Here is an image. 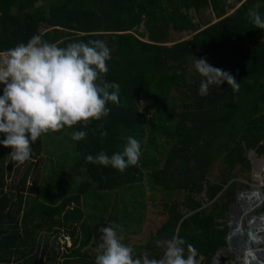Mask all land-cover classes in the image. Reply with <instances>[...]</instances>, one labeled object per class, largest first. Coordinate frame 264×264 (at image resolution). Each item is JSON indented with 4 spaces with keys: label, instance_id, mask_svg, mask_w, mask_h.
Masks as SVG:
<instances>
[{
    "label": "trees",
    "instance_id": "1",
    "mask_svg": "<svg viewBox=\"0 0 264 264\" xmlns=\"http://www.w3.org/2000/svg\"><path fill=\"white\" fill-rule=\"evenodd\" d=\"M208 7L217 21L196 22L191 10ZM250 9L264 17V0H0V51L33 35L59 47L101 40L112 57L103 78L120 86L119 105L109 103L107 117L64 128L66 135L43 134L27 166L18 167L11 149L0 146V264H65L67 257L94 264L100 228L120 225L121 203L110 195L143 179L159 193L153 206L165 219L133 257L161 259L165 246L156 241L178 236L186 257L212 263L226 245L235 200L230 181L249 170L248 149L264 153V30L255 28ZM171 32L195 34L168 45ZM196 57L231 72L239 90L225 83L200 96ZM79 130L87 136L75 141ZM129 136L141 143V155L123 173L85 160L122 151ZM45 138L72 143L73 156L64 157L72 166L43 175L41 154L53 153ZM204 186L205 203L195 197ZM66 237L73 239L69 248ZM90 243L95 250L83 251Z\"/></svg>",
    "mask_w": 264,
    "mask_h": 264
},
{
    "label": "clouds",
    "instance_id": "2",
    "mask_svg": "<svg viewBox=\"0 0 264 264\" xmlns=\"http://www.w3.org/2000/svg\"><path fill=\"white\" fill-rule=\"evenodd\" d=\"M248 16L255 28L264 30V17L258 11L250 9ZM111 59L110 49L101 40L72 42L59 47L40 35L0 51V146L11 149L7 155L13 162L28 161L31 145L43 134L77 124L86 128L91 121L108 116L109 103L119 105L120 86L103 78L108 72L106 62ZM194 68L202 77L198 88L200 96H207L212 85L227 83L234 92L239 90V83L231 72L211 65L205 58L196 57ZM100 135L107 133L102 131ZM86 136L85 131L79 130L73 131L71 138L80 141ZM140 155L141 143L129 136L122 151L111 156L101 151L95 156L87 155L85 160L123 173L138 163ZM262 211L264 209L260 208L258 214L252 215L258 216ZM118 228L115 224L100 228L101 242L94 264H196L191 254L184 255L185 241L178 236L156 241L157 246L162 243L165 246L161 259H150L146 253L134 258L132 248L122 243L124 237L118 234ZM188 248L191 253V246ZM262 256L255 262L253 256L242 254L238 264H246V259L251 264H262Z\"/></svg>",
    "mask_w": 264,
    "mask_h": 264
},
{
    "label": "rangeland",
    "instance_id": "3",
    "mask_svg": "<svg viewBox=\"0 0 264 264\" xmlns=\"http://www.w3.org/2000/svg\"><path fill=\"white\" fill-rule=\"evenodd\" d=\"M228 1L234 3V0H228ZM237 6H239V4H236L235 7L232 9L228 8V12L229 13L234 12ZM191 14L195 16L194 20L196 22L200 19L203 24H208V23L211 24L217 21L210 7L200 10L199 13L195 12L194 9H192ZM139 30L140 31L143 30L142 24L139 27ZM194 34L195 32H188V33L171 32L170 38H169L170 42L168 43V45H171L176 41L190 39ZM144 39L146 40L147 37ZM191 60H194V58L192 57ZM61 132L63 135L67 134L65 130H62ZM59 137H60V133H59ZM45 139L51 142L50 143L51 146H49L48 149L50 151H53V153H49L45 150L41 154L44 156V161L41 164V169H43V166L45 167V170L43 171V175H48L49 174L48 171L51 168L56 169L58 171L60 170V166H64L66 168L65 164L72 166V163H68L67 161H65V158H64L65 155L71 156V157L73 156L72 155L73 150L71 148L72 143H70V141L66 139L65 141L61 139L55 143H53V141L51 140L52 138L51 139L45 138ZM30 160L31 159H29L28 161ZM16 165L18 167L22 165H24V167L27 166L24 163L16 164ZM20 174H21V171H20ZM20 174H18V176H20ZM40 176H41V173H40ZM78 177L80 178V176ZM113 193L112 195H110V199L112 198L113 195L117 197L116 199L118 200V202L120 201L121 203V206H120L121 211H119V215H118L117 210L116 211L113 210L111 216L116 217V215H118V218L120 221V225L118 228V234L123 235L124 239L122 243L131 247L133 250V255H134V252L136 251V249H138V246L143 247L142 245H144L145 243H147V241H149V239L152 237L156 229L160 226L161 222H163V220L165 219L164 216H160L158 213V211H161L162 208L160 206H156V207L153 206V204L155 203L154 201L158 200L160 198V195L159 193H156V191L151 190L148 183L144 179L141 180V182H137V183H134L133 185L127 186L125 189L124 188L120 189L117 193L116 191ZM181 197L182 195L179 196L178 198H181ZM195 197L198 199H202L204 203L206 202L205 194H202V193L195 194ZM111 202L113 203V200ZM251 204L248 207V209L252 210L254 203L251 202ZM108 210L111 213V209H108ZM253 214H258V212L253 211ZM247 218H248V210H247V214L242 218V221H246ZM229 220H230V217L228 216L226 219V222H228ZM225 240H226V236H225ZM64 241L65 242H62V243H65L66 247L68 248L71 247L73 243V239L71 237H66ZM91 243L87 247H85L83 251H85L88 248L91 251L95 250L94 247H92ZM67 249L61 248L62 250L61 254L68 253L69 251H67ZM221 256L226 257L224 264H234L236 262L237 255L235 253H232L231 246L227 243V240H226V245L223 246V249L221 250ZM62 258H64V256H62ZM203 258L204 256L201 255V257L197 259L196 264H201ZM66 261H70V262L66 263ZM79 261L80 260L73 262L71 257H67L66 260H63V263L64 262L65 264L81 263ZM213 263H214V258L211 264Z\"/></svg>",
    "mask_w": 264,
    "mask_h": 264
},
{
    "label": "water",
    "instance_id": "4",
    "mask_svg": "<svg viewBox=\"0 0 264 264\" xmlns=\"http://www.w3.org/2000/svg\"><path fill=\"white\" fill-rule=\"evenodd\" d=\"M205 191L206 186H204L202 194H205ZM256 192L257 191L254 188L249 191H246L243 187L239 188L238 191H236V199L232 206L233 209H231L228 213L230 220L227 222L228 232L226 234V240L231 246V251L238 256V261L236 262L237 264L240 262L242 254L246 257L253 256L255 262H257L258 257L260 258V256L264 255V246L258 247V245H264V234L259 231L262 224L260 221H257V217L259 215H264V211H262L258 216L250 215L246 221H242V218L245 216L247 208L250 205L247 199L248 194H256ZM261 192L264 193V188L261 189ZM261 209H264V200L262 202ZM187 211V208L183 209V212L186 213ZM188 214L189 213H187V215ZM222 249L223 246H220L217 250L214 256L213 264H222ZM248 252H251L252 255H246ZM246 264H251V261L246 259Z\"/></svg>",
    "mask_w": 264,
    "mask_h": 264
},
{
    "label": "crops",
    "instance_id": "5",
    "mask_svg": "<svg viewBox=\"0 0 264 264\" xmlns=\"http://www.w3.org/2000/svg\"><path fill=\"white\" fill-rule=\"evenodd\" d=\"M247 157L249 159V164H250V168L248 171H246V173H244V176H238L233 178L231 181L235 183V199H236V191H238L239 188L243 187L245 190H249L253 187H264V153H258L256 151V149H249L247 152ZM246 180V181H244ZM230 181V183H232ZM228 183L226 186L228 187L229 184ZM225 186V187H226ZM224 187L223 190H225L226 188ZM260 197H262L263 195L260 194ZM235 201V200H234ZM233 201V202H234ZM254 203L253 206H255L257 200L256 199H252V201H250ZM252 205V204H251ZM233 206V203L229 206V210L227 211V214L229 213V211L231 210ZM253 209V207H252ZM253 213L252 210H250L249 214ZM228 217V215H227ZM224 259L226 260V257H224ZM236 264V262L234 263Z\"/></svg>",
    "mask_w": 264,
    "mask_h": 264
},
{
    "label": "built area",
    "instance_id": "6",
    "mask_svg": "<svg viewBox=\"0 0 264 264\" xmlns=\"http://www.w3.org/2000/svg\"><path fill=\"white\" fill-rule=\"evenodd\" d=\"M142 102V101H141ZM257 192L256 194H251L250 193L248 194V198L249 200L250 199H253V198H250V196H253L254 199L257 200L255 206H253L254 208V211L258 212V209L261 208L262 206V202L264 200V193L261 192V189L264 188V187H253ZM252 189V188H251ZM250 190V189H249ZM249 190H246V191H249ZM255 193V192H254ZM262 194L263 196L260 197L259 195ZM248 200V201H249ZM257 221H260L261 224H262V227L260 228L259 231H261L262 233H264V215H259L258 218H257ZM261 260H262V264H264V255L261 257Z\"/></svg>",
    "mask_w": 264,
    "mask_h": 264
},
{
    "label": "flooded vegetation",
    "instance_id": "7",
    "mask_svg": "<svg viewBox=\"0 0 264 264\" xmlns=\"http://www.w3.org/2000/svg\"><path fill=\"white\" fill-rule=\"evenodd\" d=\"M247 210H248V214H249V212H250L251 209H248V208H247Z\"/></svg>",
    "mask_w": 264,
    "mask_h": 264
}]
</instances>
